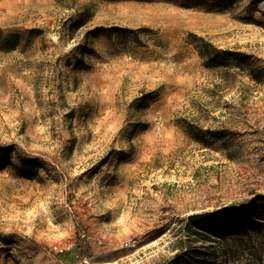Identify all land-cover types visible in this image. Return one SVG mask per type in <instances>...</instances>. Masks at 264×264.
I'll return each mask as SVG.
<instances>
[{"label": "rangeland", "instance_id": "rangeland-1", "mask_svg": "<svg viewBox=\"0 0 264 264\" xmlns=\"http://www.w3.org/2000/svg\"><path fill=\"white\" fill-rule=\"evenodd\" d=\"M0 264H264V0H0Z\"/></svg>", "mask_w": 264, "mask_h": 264}, {"label": "trees", "instance_id": "trees-1", "mask_svg": "<svg viewBox=\"0 0 264 264\" xmlns=\"http://www.w3.org/2000/svg\"><path fill=\"white\" fill-rule=\"evenodd\" d=\"M19 42H20L19 34H15L4 40L0 38V49L4 51L14 50L18 46ZM177 263L178 261L175 264Z\"/></svg>", "mask_w": 264, "mask_h": 264}]
</instances>
